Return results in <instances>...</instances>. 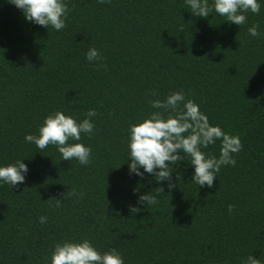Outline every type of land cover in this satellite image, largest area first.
Masks as SVG:
<instances>
[{
	"label": "trees",
	"instance_id": "1",
	"mask_svg": "<svg viewBox=\"0 0 264 264\" xmlns=\"http://www.w3.org/2000/svg\"><path fill=\"white\" fill-rule=\"evenodd\" d=\"M67 6L57 32L0 0V164L25 159L28 168L23 184L0 186V264H49L55 244L85 238L124 264H245L249 255L264 264V3L240 26L214 11L192 16L184 0ZM253 24L259 37L247 33ZM90 47L100 61L85 59ZM181 90L241 141L235 166H222L211 189L191 182L186 161L171 190L128 171L129 125L154 111L150 101ZM89 109L94 134L69 141L91 147L87 166L24 140L50 113L83 120ZM219 145L202 151L218 157ZM154 191L157 204L137 203Z\"/></svg>",
	"mask_w": 264,
	"mask_h": 264
},
{
	"label": "clouds",
	"instance_id": "2",
	"mask_svg": "<svg viewBox=\"0 0 264 264\" xmlns=\"http://www.w3.org/2000/svg\"><path fill=\"white\" fill-rule=\"evenodd\" d=\"M5 2L21 10L28 23L45 29L51 27L57 32L66 27L65 21L69 12L67 0ZM105 2L106 0H97L98 4ZM184 3L191 10L192 16L207 18L214 11L227 23L240 26L247 22L246 13L259 14L264 0H211V4L209 0H184ZM247 33L250 37L261 35L256 24L249 27ZM85 59L92 64L100 61L101 57L95 47H90ZM150 107L154 111L137 123L130 124L128 128L126 162L130 175L143 180L145 174H148L157 183L167 182L166 186L171 190L176 187L172 173L186 161L193 170L191 182L199 188L211 189L222 166H235L234 154L239 153L242 148L239 136L225 132L219 125L210 124L208 117L200 111V106L192 99H186L182 90L170 93L163 100L150 101ZM96 116L97 111L89 109L85 118L78 120L57 110L43 119L37 134H26L24 140L39 150L51 145L60 154L61 160H75L81 166H87L91 163V147L69 141H80L81 134L90 138L94 134L93 118ZM217 141L220 142L218 157L206 155L202 151L215 145ZM24 160L17 159L7 165L0 164V186L7 185L12 189L25 182L28 168ZM179 178L177 174L176 179ZM157 189L161 193L164 191L163 187ZM155 191L139 195L137 203L141 206L157 204ZM67 195L68 193L61 194V197L65 200ZM55 201L57 206L62 204L60 198H55ZM232 210L233 205H229L228 211ZM46 222L47 217H39L40 224ZM49 264H124V260L116 249L101 253L85 238L55 244ZM245 264H261V261L249 255Z\"/></svg>",
	"mask_w": 264,
	"mask_h": 264
}]
</instances>
